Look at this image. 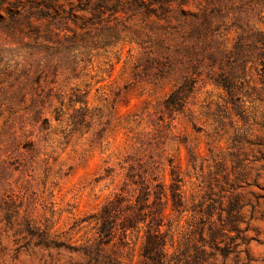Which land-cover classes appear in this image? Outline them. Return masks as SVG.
<instances>
[{
    "label": "rangeland",
    "instance_id": "1",
    "mask_svg": "<svg viewBox=\"0 0 264 264\" xmlns=\"http://www.w3.org/2000/svg\"><path fill=\"white\" fill-rule=\"evenodd\" d=\"M40 1L0 0V264H140L143 230L103 237L96 220L126 181L130 158L138 170L160 163L166 185L173 166L195 207L236 200L246 243L206 264H264V45H237L240 35L249 43L264 34V11L241 28L225 22L215 63L190 49L159 76L156 63L137 60L151 46L148 20H122L127 31L120 24L112 37L105 14L72 52L57 50L79 2L56 0L31 15V26L22 18ZM126 34H141L139 44ZM231 70L233 94L215 83ZM185 74L194 90L169 116L161 102Z\"/></svg>",
    "mask_w": 264,
    "mask_h": 264
},
{
    "label": "trees",
    "instance_id": "2",
    "mask_svg": "<svg viewBox=\"0 0 264 264\" xmlns=\"http://www.w3.org/2000/svg\"><path fill=\"white\" fill-rule=\"evenodd\" d=\"M55 1L41 0L44 8L37 10L35 9L40 3H35L22 19H27L29 25L33 26L31 15L33 14V17L41 15L42 11L50 8ZM188 1L78 0L79 3L69 9L76 15L73 20L75 27L62 28L71 35L65 34L64 39L58 41L57 50L66 48L72 52L78 41L92 35V27L100 22L105 14L114 20L111 26H102L111 27L109 34H114L112 37H117L119 31L123 32L120 24H123L124 30L127 31L128 26L122 20L126 22L141 18L140 20H148L152 25L150 33L147 34L151 46L147 48L145 54L140 53L137 60H144L147 64L156 63L159 66L158 74L162 76L173 72L177 57L183 51L188 53L190 49L194 52L198 49L207 52L211 61L215 63L217 50L212 48L219 44L217 33L225 22L231 19L234 26L241 28L244 22L248 24L252 11L257 10L259 13L264 11V0H193L197 4L196 11L184 8ZM257 6L262 8L255 9ZM75 12L82 14L78 16ZM123 16L125 19H122ZM19 20L21 19H14L12 23H18ZM53 32V29L47 26V33ZM257 34V38L249 43H243L245 39L241 35L238 36L237 45L247 44L257 49L259 44L264 45V34L260 31ZM133 35L126 34L124 40L128 44L132 42L139 44L141 34ZM131 56L130 53L129 57ZM210 65L213 67V64ZM230 73L231 76H223L219 78L220 80H215V83L229 94H233L236 88L234 82L236 73H233V70ZM194 87L195 80L187 74L183 75L161 102V111L169 116L182 112ZM133 160L129 159L123 186L112 198L105 201L101 211L96 215L101 236L112 238L118 228L124 234L133 228L138 232L142 229L140 264H206L217 254L228 256L236 252L241 244L246 243L243 234L246 229L240 226L242 220L239 207L235 204L236 200L229 201L231 203L228 208L219 210L215 203L205 204L203 201L195 207L194 197L186 196L181 178L173 166L170 168V181L166 185L156 174L160 163L156 164L154 160L141 164L139 162L138 170ZM171 163L170 161L169 164ZM167 210L169 212L166 214ZM119 218L121 221L117 222ZM181 220L185 226L183 224L178 226ZM179 227L182 228L180 231ZM230 233L233 236H230Z\"/></svg>",
    "mask_w": 264,
    "mask_h": 264
}]
</instances>
